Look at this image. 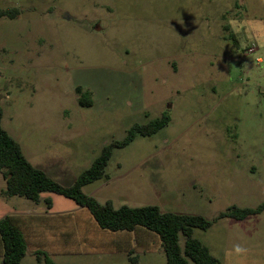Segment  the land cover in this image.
Listing matches in <instances>:
<instances>
[{
	"label": "rangeland",
	"instance_id": "rangeland-1",
	"mask_svg": "<svg viewBox=\"0 0 264 264\" xmlns=\"http://www.w3.org/2000/svg\"><path fill=\"white\" fill-rule=\"evenodd\" d=\"M8 7L20 14L0 18L2 126L28 160L71 186L105 146L168 111V126L115 149L107 177L84 192L115 208L202 215L215 223L193 237L219 264H264V212L216 220L264 202V49L247 23L264 22V0H0ZM5 189L0 173V209L36 207ZM49 195L50 218L13 217L27 242L21 264H44L38 249L56 264H133L117 253L127 245L137 264H166L155 232L102 229ZM3 252L0 237V264Z\"/></svg>",
	"mask_w": 264,
	"mask_h": 264
},
{
	"label": "trees",
	"instance_id": "trees-1",
	"mask_svg": "<svg viewBox=\"0 0 264 264\" xmlns=\"http://www.w3.org/2000/svg\"><path fill=\"white\" fill-rule=\"evenodd\" d=\"M20 14L17 7L0 8V18L14 19ZM80 95L82 106H92V100L87 99L89 93ZM3 108L0 104V173L6 181L5 196L21 197L33 202H39L41 194L55 193L71 199L80 207L87 208L102 229L117 231H133L141 226L155 232L161 240L166 254V264H219L209 248L193 237L194 229L208 230L215 223L202 215L177 214L162 212L158 206L148 205L131 207L123 205L115 208L111 201L100 203L94 197L84 192V187L107 177L106 168L115 149H122L132 143L137 136L150 137L169 125L171 117L165 111L159 118L146 124H134L122 140L112 141L105 146L100 156L89 168L84 170L71 186H65L51 178L44 170L35 167L25 156L19 142L2 126ZM51 205V200H46ZM264 212V202L255 208H239L231 206L221 212L216 220L231 218L245 220L246 218ZM185 237V250L180 247V236ZM0 237L3 242V264H21L27 254V242L13 217L0 219ZM39 263L56 264L42 251L36 252ZM137 256L129 253V261L137 264Z\"/></svg>",
	"mask_w": 264,
	"mask_h": 264
},
{
	"label": "crops",
	"instance_id": "crops-1",
	"mask_svg": "<svg viewBox=\"0 0 264 264\" xmlns=\"http://www.w3.org/2000/svg\"><path fill=\"white\" fill-rule=\"evenodd\" d=\"M52 178V177H51ZM6 183V181H5ZM44 199V200H43ZM51 200V195H49V193H43L41 194V198H40V201L36 203V207H32V206H29L28 207V211H25L23 210V212H20V211H17L15 210V212H6L9 208V203H5L4 201H1V211H0V219H3L5 217H19L21 215H25V216H29L28 214L30 215H33L37 218H41V217H44V218H50L52 214L56 213V212H52V210L54 209V202L51 201V205H48L45 201L46 200ZM1 200H4V198L2 197ZM43 200V201H42ZM45 202V203H44ZM47 204V205H46ZM25 209V208H23ZM37 209V210H36ZM3 210L5 212H3ZM37 211V212H35ZM31 217V216H30ZM15 218V219H16ZM39 250V249H38ZM37 250V251H38ZM133 252L132 248H130L129 245H127L126 247L122 248V249H119L118 250V254H122L123 256H126L129 260V253ZM2 259H3V256H2Z\"/></svg>",
	"mask_w": 264,
	"mask_h": 264
},
{
	"label": "clouds",
	"instance_id": "clouds-1",
	"mask_svg": "<svg viewBox=\"0 0 264 264\" xmlns=\"http://www.w3.org/2000/svg\"><path fill=\"white\" fill-rule=\"evenodd\" d=\"M250 25L249 32L251 34H254L255 39L261 49H264V22L260 21H248L247 22ZM252 38V35L249 37ZM255 59L258 63H264V55L256 54ZM232 251L237 255L240 256L242 254H245L247 252V249L241 246L240 244H236L233 246Z\"/></svg>",
	"mask_w": 264,
	"mask_h": 264
}]
</instances>
